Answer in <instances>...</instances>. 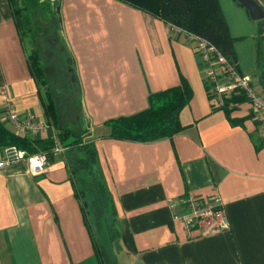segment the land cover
I'll return each mask as SVG.
<instances>
[{"label": "crops", "instance_id": "1", "mask_svg": "<svg viewBox=\"0 0 264 264\" xmlns=\"http://www.w3.org/2000/svg\"><path fill=\"white\" fill-rule=\"evenodd\" d=\"M45 1L54 6L77 78L109 211L102 210V220L94 205L83 206L69 153L35 176L25 163L0 170V264H99L90 219L103 243L110 241L112 264H264V141L248 102L231 111L237 120L231 123L208 95L187 38L145 12L117 0ZM218 2L235 39L238 71L264 93L260 28L234 0ZM26 46L8 0H0V121L13 132L3 119L9 101L21 117L57 132ZM181 78L192 91L179 113L182 131L150 143L108 138L107 121L146 110L150 94L178 86ZM213 196L229 227L208 235L185 230L168 205Z\"/></svg>", "mask_w": 264, "mask_h": 264}, {"label": "trees", "instance_id": "2", "mask_svg": "<svg viewBox=\"0 0 264 264\" xmlns=\"http://www.w3.org/2000/svg\"><path fill=\"white\" fill-rule=\"evenodd\" d=\"M117 1L145 12L172 28L206 39L238 70L234 47L235 39L229 32V27L218 0ZM8 2L21 42L29 43L32 47L27 60L47 119L56 127L61 145L67 148L65 153L70 155L73 153L77 161L83 162L87 170L91 172L95 170L100 179L93 146L91 142L86 140L89 136L88 131L83 129L81 132H75L60 125L58 108L49 89V80L41 61L42 57L35 45L34 27L39 19H43L49 24V28H51L57 40L59 30L53 4L45 0H8ZM236 4L238 3L236 2ZM261 23L259 33L264 38V20ZM260 53L261 49H259ZM262 76L264 77V72ZM191 97L190 86L185 79L181 78L178 86L150 94L146 110L129 117L107 121L110 129L108 138L142 143L170 139L182 131L183 127L179 122V113L189 103ZM210 98L212 97L210 96ZM244 101H246L245 95L238 91L231 92L224 97V106L221 109L226 113L231 123L237 122V120L230 119L231 111ZM53 144L50 139H31L19 136L7 130L3 122L0 121V147L14 146L29 154H48L52 151ZM52 160L51 157L49 161ZM72 169L74 172V167ZM75 184L77 186L76 182ZM76 191L83 198V206H88L82 192L78 188ZM97 206L102 210L103 204L100 200H97ZM95 247L99 264H107L108 257L104 252V248H97L96 244Z\"/></svg>", "mask_w": 264, "mask_h": 264}, {"label": "built area", "instance_id": "3", "mask_svg": "<svg viewBox=\"0 0 264 264\" xmlns=\"http://www.w3.org/2000/svg\"><path fill=\"white\" fill-rule=\"evenodd\" d=\"M255 1L264 11V0ZM172 30L187 38L200 62L202 79L214 105L217 108H222L226 95L236 91L243 93L250 107V119L255 124L260 139L264 141V94L253 88L251 78L240 74L206 39L177 28H172ZM4 107L6 113L3 119L15 134L35 139L42 132H50L48 138L54 144L52 151L48 154H29L14 146L6 147L3 149L0 158V170L25 163L30 175L35 176L44 173L50 158L64 155L67 148L61 145L57 132L51 126L37 121L33 116L21 117L9 101L5 102ZM168 205L175 210L173 218L179 220L187 231L194 229L202 235H208L229 227L218 196L206 200L188 197L179 202L169 201ZM177 208L178 211L176 212Z\"/></svg>", "mask_w": 264, "mask_h": 264}, {"label": "rangeland", "instance_id": "4", "mask_svg": "<svg viewBox=\"0 0 264 264\" xmlns=\"http://www.w3.org/2000/svg\"><path fill=\"white\" fill-rule=\"evenodd\" d=\"M245 10V9H244ZM246 11V10H245ZM249 22L258 28L262 24L261 21H253L249 18ZM49 24L43 19L37 20L34 27L35 45L37 46L40 55L42 57V64L46 69L47 77L49 80V89L54 97L55 103L58 108V114L60 117V125L75 132H81L85 129V115L82 108L81 96L79 92V86L76 75L73 72V66L70 61L69 55L65 49V44L57 34V40L55 34L49 28ZM261 43V53L263 54L264 39L257 40V43ZM249 46V43H246ZM27 53L31 50V45L26 44ZM235 47V45H234ZM244 60L248 58L246 56V48L243 50ZM256 91L259 88L254 87ZM87 140V139H86ZM85 140V141H86ZM70 162L74 167L73 174L77 183V188L82 192L83 197L87 201V205L93 206V212L99 216L102 220V210L109 211L107 197L105 191L101 185L98 174L93 170H87L83 162L77 161L73 153H71ZM97 200H100L103 204L102 210L97 208ZM100 220V219H99ZM94 240L98 248H104L106 256H108L107 264H112V249L110 241L106 244L101 239L99 229L93 219H90ZM104 224V223H103ZM102 224V227L104 225ZM108 253V255H107Z\"/></svg>", "mask_w": 264, "mask_h": 264}, {"label": "water", "instance_id": "5", "mask_svg": "<svg viewBox=\"0 0 264 264\" xmlns=\"http://www.w3.org/2000/svg\"><path fill=\"white\" fill-rule=\"evenodd\" d=\"M243 7L253 21L264 20V11L255 0H234Z\"/></svg>", "mask_w": 264, "mask_h": 264}]
</instances>
